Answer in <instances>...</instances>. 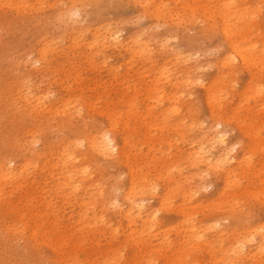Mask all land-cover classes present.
<instances>
[{
    "label": "rangeland",
    "instance_id": "rangeland-1",
    "mask_svg": "<svg viewBox=\"0 0 264 264\" xmlns=\"http://www.w3.org/2000/svg\"><path fill=\"white\" fill-rule=\"evenodd\" d=\"M263 67L264 0H0V264H234L264 225Z\"/></svg>",
    "mask_w": 264,
    "mask_h": 264
},
{
    "label": "bare ground",
    "instance_id": "bare-ground-1",
    "mask_svg": "<svg viewBox=\"0 0 264 264\" xmlns=\"http://www.w3.org/2000/svg\"><path fill=\"white\" fill-rule=\"evenodd\" d=\"M231 18H232V15L226 14V25L224 27V34L225 35H227V34L230 33V31L228 30V27H231V26H229L231 24L230 23V19ZM110 38H111V40H112V42L114 44L119 43L118 37H115L114 34H111L110 35ZM247 51L250 52V48L247 49L244 52H241V51H238V50L237 51H234L233 54L228 59H226V63L234 60L235 58H238V59L241 60V62L243 64H245L247 66L248 65H255V64H257V58L256 57H253L252 54H249V56H247L246 55V52ZM238 59H236V60H238ZM260 91L262 92V90H260ZM260 91H258V92H260ZM176 112H178V111H176ZM223 142H224V140L221 141V144H223ZM94 145H96L94 147L95 151L97 153L101 154L102 156L112 157L119 150L118 144L114 141V137H112L111 135L103 136V139L101 140V142H96ZM191 156H192L193 162H195V163H204V164L205 163H207V164L210 163V166L209 167H211V168H213V167H220V166H223V164L230 162V160H228V158H226V159H223V160H219V162L217 164L213 163L212 156L209 155V151L205 147H203V146H200L199 149L193 150L191 152ZM69 173H70L69 177L71 178L73 176V172L70 171ZM224 180H225L224 181L225 186H228V185L231 184V173L229 171L225 172V174H224ZM195 191L198 192L199 189H195ZM96 194H98V193H96ZM220 194H222V192H220ZM99 196H100V194H99ZM124 197H125V199H124L125 201H128V202L131 203V208H133V206L136 207V210H138V213H139L141 206L138 207V205H139L138 203H133V201H134L135 198L132 195H129V194L127 196L126 192L124 194ZM230 211L232 213H235V211L233 209H231ZM126 215L129 216L130 215L129 212H127ZM134 217H135V215H134ZM151 217H152L151 220H153L155 218V213L154 212L151 215ZM263 226L264 225H260L258 227L251 228L250 230L244 232V234H243L244 236L242 237L241 240H239L240 241L239 243L241 244V248L239 250H233V252H234V255L233 256H235V257L238 258V260H236L234 264H238L240 262L239 260H240V258L242 256L241 253L246 248V246H247V249H248V253L250 254L251 257H256L255 252H253V251H255V250L260 251V250H263L264 249V235L263 234H260L259 244H255L254 243L252 245V246H254L253 248L251 246H249L250 243H251V240L253 238H255L256 234H259L260 233L259 232V228L260 227H263ZM261 231H262V229H261Z\"/></svg>",
    "mask_w": 264,
    "mask_h": 264
}]
</instances>
